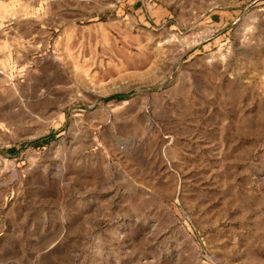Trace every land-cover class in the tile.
Here are the masks:
<instances>
[{
	"label": "rangeland",
	"instance_id": "rangeland-1",
	"mask_svg": "<svg viewBox=\"0 0 264 264\" xmlns=\"http://www.w3.org/2000/svg\"><path fill=\"white\" fill-rule=\"evenodd\" d=\"M0 264H264V0H0Z\"/></svg>",
	"mask_w": 264,
	"mask_h": 264
}]
</instances>
